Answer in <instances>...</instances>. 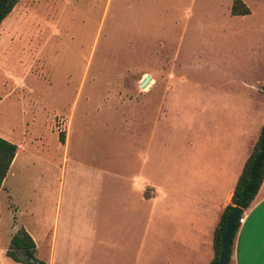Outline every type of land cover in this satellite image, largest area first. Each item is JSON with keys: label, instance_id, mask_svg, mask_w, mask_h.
Returning <instances> with one entry per match:
<instances>
[{"label": "rangeland", "instance_id": "obj_1", "mask_svg": "<svg viewBox=\"0 0 264 264\" xmlns=\"http://www.w3.org/2000/svg\"><path fill=\"white\" fill-rule=\"evenodd\" d=\"M229 2L15 3L0 22V132L17 146L0 186V264H30L5 253L19 228L49 264L54 226L51 264L181 262L184 194L216 206L201 165L264 120V0L242 17Z\"/></svg>", "mask_w": 264, "mask_h": 264}, {"label": "crops", "instance_id": "obj_2", "mask_svg": "<svg viewBox=\"0 0 264 264\" xmlns=\"http://www.w3.org/2000/svg\"><path fill=\"white\" fill-rule=\"evenodd\" d=\"M241 1L246 5V0ZM230 4L231 0L227 7L228 12ZM247 8L249 9L248 6ZM248 14H250V9L247 14L231 16L242 17ZM258 46L264 54V39ZM260 124L258 125L256 134L251 141V130L245 128V130L241 132L243 138L239 143H237L239 146V150L236 153L229 152L227 154H224L221 157V160H219V162L217 163L211 162L201 165L202 167H204V170H202L204 171V173H206V176L204 178V181L207 182L206 184L212 185L213 187L214 185L220 186V188L218 189V191H220L219 201L216 206H213L214 204H210V198L208 197H206V199L198 196H196L195 199L189 197L190 195L188 196V194H190L192 190L186 192V194L183 193L185 200L184 203H182V206L186 214L185 216H182V221L180 223H178V221L175 222L177 226L174 227V231L177 232V235H175L174 233L173 236L175 239L181 241V245L186 252V255H183L184 257H182L181 262H173L169 259L166 264L209 263L212 258L213 228L219 218L222 208L229 202V198L236 178L240 172L245 158L249 154ZM0 137L12 142L10 134L0 132ZM16 157L17 155L15 153L8 166V169L11 166V163L15 161ZM141 183L139 181H135V183L133 182L132 184L137 190V196L139 200L144 199L146 201H150L151 203L156 202L158 196L156 195L157 193L155 191V187ZM145 187L153 188L154 194L149 196L143 193ZM197 193H200L199 190H196L195 194ZM207 199L209 201H206ZM241 215H243V221L238 224V227L233 236L227 264H264V177L249 205L246 208L242 209ZM173 220L174 219L172 218L171 221ZM29 235L33 240L31 234ZM55 243L56 227L54 226L48 241V254L50 256L49 259L53 262ZM34 247L36 248L35 243ZM51 261L49 262V264H51ZM44 263L47 264L46 262Z\"/></svg>", "mask_w": 264, "mask_h": 264}, {"label": "trees", "instance_id": "obj_3", "mask_svg": "<svg viewBox=\"0 0 264 264\" xmlns=\"http://www.w3.org/2000/svg\"><path fill=\"white\" fill-rule=\"evenodd\" d=\"M18 0H0V22L8 15ZM249 12L247 6L241 0H231L229 7L230 15H244ZM261 91L264 93V82L261 85ZM58 138L63 142V135L59 134ZM17 146L0 137V185L6 174L8 166L16 153ZM264 177V120L260 124L256 138L251 146L249 154L245 158L240 172L236 178L232 189L229 202L224 205L219 218L212 231V258L208 264H214L217 260L220 249V233L224 227L225 219L233 206L241 209L246 208ZM240 216V214H239ZM238 216V217H239ZM238 227L237 219L234 222L231 235V243L235 231ZM35 250L34 242L30 235L23 229L19 228L9 239V248L6 255L14 261L25 262L23 255L31 258L30 264H45L43 261L36 259L33 255Z\"/></svg>", "mask_w": 264, "mask_h": 264}, {"label": "water", "instance_id": "obj_4", "mask_svg": "<svg viewBox=\"0 0 264 264\" xmlns=\"http://www.w3.org/2000/svg\"><path fill=\"white\" fill-rule=\"evenodd\" d=\"M148 77L145 76L140 82V87H143ZM242 209L238 206H233L225 219L224 227L220 233V249L218 252L217 260L214 264H227L228 257L231 249V235L233 231V226L235 220L238 218ZM24 258H27L26 255H23ZM28 261H32L31 258H27Z\"/></svg>", "mask_w": 264, "mask_h": 264}, {"label": "built area", "instance_id": "obj_5", "mask_svg": "<svg viewBox=\"0 0 264 264\" xmlns=\"http://www.w3.org/2000/svg\"><path fill=\"white\" fill-rule=\"evenodd\" d=\"M238 224H240L243 221V215H241L237 218Z\"/></svg>", "mask_w": 264, "mask_h": 264}]
</instances>
